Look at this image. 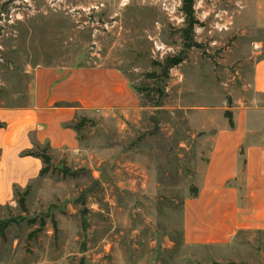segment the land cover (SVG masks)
I'll list each match as a JSON object with an SVG mask.
<instances>
[{
    "label": "rangeland",
    "instance_id": "374dc122",
    "mask_svg": "<svg viewBox=\"0 0 264 264\" xmlns=\"http://www.w3.org/2000/svg\"><path fill=\"white\" fill-rule=\"evenodd\" d=\"M183 1L0 0V109L28 107L48 67L115 68L140 97L129 119L97 114L78 154L48 150L44 176L0 196V264H222L211 248L183 243L203 146L187 109L228 104L246 84L262 51L264 0H192V31ZM179 56L168 78L149 76ZM242 247L239 264H264V249Z\"/></svg>",
    "mask_w": 264,
    "mask_h": 264
},
{
    "label": "crops",
    "instance_id": "0c3cea01",
    "mask_svg": "<svg viewBox=\"0 0 264 264\" xmlns=\"http://www.w3.org/2000/svg\"><path fill=\"white\" fill-rule=\"evenodd\" d=\"M259 47L250 78L231 92L228 104L220 98L211 106L187 109L194 111L189 115L198 130L193 137L200 135L203 146L196 160V192L183 200V243L211 248L222 264H239L232 257L245 253L242 245L264 249L262 240L248 238L264 235V36ZM138 110L140 97L118 69H39L31 104L0 109V196L40 175L41 159L23 152L49 147L50 154L74 156L81 149L74 129L80 119L87 123L97 114L129 119Z\"/></svg>",
    "mask_w": 264,
    "mask_h": 264
},
{
    "label": "trees",
    "instance_id": "16d2710c",
    "mask_svg": "<svg viewBox=\"0 0 264 264\" xmlns=\"http://www.w3.org/2000/svg\"><path fill=\"white\" fill-rule=\"evenodd\" d=\"M192 6H193L192 0H184L183 1L184 12H185L187 18H189L188 26H189V30L190 31L193 30V27L195 25V22H194V19H193ZM184 60H185L184 56L168 58V59H166V61H165V63L163 65H160L161 73L159 75L156 74V73H152L149 76H151V78H158L159 76L163 77V78H168L170 70L172 68L182 64L184 62ZM158 93H159V95L161 97L164 96L163 89H158ZM158 106H161V105L159 104ZM158 106L156 105V107H158ZM86 121H87L86 119H80V121H78L77 124L74 125V129L76 131L80 132V130H82L83 126L86 124ZM48 150H50L49 147H46V148H43V151H41L40 153H34V152L29 151V152H26L24 154L25 156H33V157H36V158H39V159L42 160L44 168L42 169V171L40 173V176H44L47 173L48 168H49L50 163H51V157L47 154ZM20 202L22 204H24V198H22L20 200Z\"/></svg>",
    "mask_w": 264,
    "mask_h": 264
},
{
    "label": "water",
    "instance_id": "95a60500",
    "mask_svg": "<svg viewBox=\"0 0 264 264\" xmlns=\"http://www.w3.org/2000/svg\"><path fill=\"white\" fill-rule=\"evenodd\" d=\"M229 101H230V100H229ZM82 213L84 214V213H85V211L83 210V211H82Z\"/></svg>",
    "mask_w": 264,
    "mask_h": 264
}]
</instances>
